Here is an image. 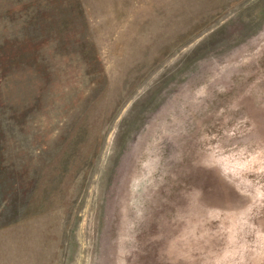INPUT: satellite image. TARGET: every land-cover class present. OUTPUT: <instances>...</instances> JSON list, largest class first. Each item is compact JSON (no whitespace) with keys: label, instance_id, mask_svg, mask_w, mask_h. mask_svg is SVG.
<instances>
[{"label":"rangeland","instance_id":"1","mask_svg":"<svg viewBox=\"0 0 264 264\" xmlns=\"http://www.w3.org/2000/svg\"><path fill=\"white\" fill-rule=\"evenodd\" d=\"M0 264H264V0H0Z\"/></svg>","mask_w":264,"mask_h":264}]
</instances>
